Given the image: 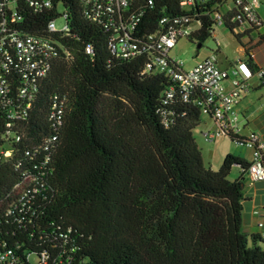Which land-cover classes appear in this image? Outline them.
I'll use <instances>...</instances> for the list:
<instances>
[{
	"label": "trees",
	"instance_id": "trees-1",
	"mask_svg": "<svg viewBox=\"0 0 264 264\" xmlns=\"http://www.w3.org/2000/svg\"><path fill=\"white\" fill-rule=\"evenodd\" d=\"M216 12L240 42L252 31L264 40L261 17L237 30L244 18L234 0H133L112 24L106 13L86 14L83 0L25 8L18 30L51 37L58 53L25 120L9 129L0 107V146L13 151L0 155V251L13 249L16 264H264L262 234L242 229L251 162L228 153L219 168L206 164L194 134L201 93L185 100L177 81L146 69L157 54L148 36L162 17H190L198 27L187 38L202 47ZM131 14L140 17L131 34L138 50L117 57L108 43ZM63 15L69 32H50ZM56 101L59 120L51 118ZM8 130L21 139L2 138ZM235 166L241 174L232 178ZM32 175L41 190L20 202Z\"/></svg>",
	"mask_w": 264,
	"mask_h": 264
},
{
	"label": "built area",
	"instance_id": "built-area-1",
	"mask_svg": "<svg viewBox=\"0 0 264 264\" xmlns=\"http://www.w3.org/2000/svg\"><path fill=\"white\" fill-rule=\"evenodd\" d=\"M133 0H83L86 14L94 20L100 19L102 13L108 14L107 23L112 24L113 13L116 9L127 8ZM197 0H183L184 4H192ZM235 6L241 5L242 14L237 19L244 18L243 24L237 30L243 31L246 25H259L261 22L258 7L261 0H234ZM54 0H0V107L5 111L6 126H12L27 118L28 109L32 107L37 92L38 79L47 75L52 66V60L57 56V47L53 39L46 35L24 33L17 26L24 20L23 11L29 8L34 12L49 9ZM58 2V6L61 5ZM231 8V5H228ZM218 24L223 23L221 12L214 15ZM64 25L57 28L55 20L48 24L50 32L61 31L68 33L70 30L66 15H63ZM140 20L138 15L131 14L122 20L117 26L108 43L110 52L117 57H129L137 53L138 43L131 37ZM161 29L148 36L149 46L156 50L154 59L148 63L147 70L165 72L170 78L179 83L187 100L192 93H201L199 104L202 113L213 121L212 127L203 132V138L207 142L216 141L222 137H229L238 144H243L253 150V160L248 170L249 177L254 181H264V140L257 133L248 137L240 135V113L238 103L243 90L248 89L249 79L257 74L264 84V66L252 70L245 62H237L231 71L224 70L218 65V56L213 51L207 57L186 68L185 61L170 54L179 39L187 37L195 29L190 17L177 15L173 18L164 16L160 20ZM87 51H92L90 46ZM230 78L232 88L226 90L224 81ZM166 95L174 96L173 87ZM56 101L51 111V118L61 119L62 110ZM7 141L11 138L14 142L21 139L17 131H7L2 135ZM56 136H53L55 139ZM12 148L4 142L0 146V155L9 157ZM37 176H30L31 183L24 189L19 201L23 202L30 192H39L41 187L37 185ZM31 187V188H28ZM255 213L260 215L257 222L262 229L264 238V215L258 208ZM9 262L16 264L17 256L13 249L0 251V263ZM33 264H41L35 262Z\"/></svg>",
	"mask_w": 264,
	"mask_h": 264
},
{
	"label": "crops",
	"instance_id": "crops-1",
	"mask_svg": "<svg viewBox=\"0 0 264 264\" xmlns=\"http://www.w3.org/2000/svg\"><path fill=\"white\" fill-rule=\"evenodd\" d=\"M259 8L260 6L258 7V14L264 21V17L261 15ZM241 39L242 42L239 53L235 55L234 58L226 57L225 62H223L222 60H220L219 55L217 54L218 65L222 69L231 71L232 67L238 61L246 63L248 60L246 49L251 50L254 62L259 67L264 66V40L257 36L256 31L245 32V34L242 35ZM216 51L220 52L221 48L218 47L215 52ZM211 53L207 54L205 57H207ZM249 83L250 84L248 89L242 91L241 98L237 106L240 113V135L243 137H248L252 133H257L264 140V84H262L257 74H254L249 79ZM224 85L226 90H230L232 88L231 79H226L224 81ZM203 123L207 125L204 130L212 127L213 125V121L207 116H205V118L203 119ZM203 132H201L202 136ZM196 140L202 150L204 161L206 162V164L211 165L215 169L221 166L224 157L228 153L238 154L249 162L253 160V150L250 147L246 148L248 146L238 144L229 137L219 138L216 141H212L213 143L207 142L206 140H204V138L202 141L198 137H196ZM240 174L241 169L238 166H235L232 169L231 177L236 178ZM258 208L262 209L263 216L264 181H254L249 177V175H247V189L245 192L242 229L249 235L263 232L257 224L260 215L255 213V210Z\"/></svg>",
	"mask_w": 264,
	"mask_h": 264
},
{
	"label": "rangeland",
	"instance_id": "rangeland-1",
	"mask_svg": "<svg viewBox=\"0 0 264 264\" xmlns=\"http://www.w3.org/2000/svg\"><path fill=\"white\" fill-rule=\"evenodd\" d=\"M59 9L60 11H62L61 6H59ZM259 9L261 15L264 17V0H261ZM64 22L65 21L61 16L55 20L57 28L62 27L64 25ZM193 27L197 28L198 23H193ZM214 28L215 34L209 37L204 42L202 47H199L196 41H191L187 37H182L181 39H179L176 46L170 51V54L177 58L183 59L185 61L186 67H190L196 61L205 57L207 54L217 50L218 47L221 48L220 52L216 51L219 55L220 60L225 62L226 57L234 58V56L239 53L241 42L238 40L236 35L230 30V28L225 24L216 23ZM204 118L205 115H202L200 124L194 129L195 137H198L202 141L203 136L201 132L205 131L204 128L207 127V125L203 123Z\"/></svg>",
	"mask_w": 264,
	"mask_h": 264
},
{
	"label": "water",
	"instance_id": "water-1",
	"mask_svg": "<svg viewBox=\"0 0 264 264\" xmlns=\"http://www.w3.org/2000/svg\"><path fill=\"white\" fill-rule=\"evenodd\" d=\"M199 47H201V44H198Z\"/></svg>",
	"mask_w": 264,
	"mask_h": 264
}]
</instances>
